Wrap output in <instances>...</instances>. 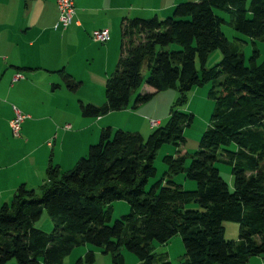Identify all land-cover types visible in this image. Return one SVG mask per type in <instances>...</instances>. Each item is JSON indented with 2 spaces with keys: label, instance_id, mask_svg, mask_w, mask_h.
<instances>
[{
  "label": "trees",
  "instance_id": "1",
  "mask_svg": "<svg viewBox=\"0 0 264 264\" xmlns=\"http://www.w3.org/2000/svg\"><path fill=\"white\" fill-rule=\"evenodd\" d=\"M216 10L229 12L230 25L254 45L264 40V0H182L164 17L121 20L120 55L106 80V99L80 101L81 112L98 116L129 106L142 83L150 89L138 92L132 106L166 87L178 88L177 104L146 137L103 127L73 168L48 166L40 191L21 183L0 205V264L11 258L19 264H61L73 245L86 242L110 252L114 264L124 263L122 247L137 255L138 264H173L166 251L153 249L176 234L185 247L177 264H246L264 254V58L254 46L246 62L239 44L223 32L226 20ZM216 48L221 59L206 67ZM64 81L73 90L79 84L68 73ZM205 82L213 83L208 95L214 107L198 148L189 153L181 147L194 114L178 105ZM164 143L177 149L163 156L166 169L149 183ZM218 162L230 167L232 189ZM183 171L194 189L174 180ZM116 199H126L130 212L111 223ZM191 201L198 205L186 207ZM43 209L53 218L51 231L35 225ZM225 220L239 222L237 239L225 238ZM86 256L92 260L93 251Z\"/></svg>",
  "mask_w": 264,
  "mask_h": 264
},
{
  "label": "crops",
  "instance_id": "2",
  "mask_svg": "<svg viewBox=\"0 0 264 264\" xmlns=\"http://www.w3.org/2000/svg\"><path fill=\"white\" fill-rule=\"evenodd\" d=\"M179 1L74 0V20L64 28L54 26L57 0H0V205L21 183L42 188L50 164L71 168L103 127L133 129L128 119L135 118L143 132L161 122L156 111L148 113L157 116L151 122L140 115L141 106L84 115L80 101H105L106 80L120 55L121 20L164 17ZM101 28L109 30L104 41L93 36ZM66 73L79 81L75 90L66 86ZM15 109L27 115L18 135L11 129ZM246 264H264V254Z\"/></svg>",
  "mask_w": 264,
  "mask_h": 264
},
{
  "label": "rangeland",
  "instance_id": "3",
  "mask_svg": "<svg viewBox=\"0 0 264 264\" xmlns=\"http://www.w3.org/2000/svg\"><path fill=\"white\" fill-rule=\"evenodd\" d=\"M187 1V0H185ZM194 1V0H190ZM221 16H223L226 20L221 25L223 32L225 33L226 37L239 44L240 50L245 56L246 62H248V57L252 54V50L254 46H257L260 50L259 58H264V40L256 39L255 45L250 41L249 37L237 32L234 30L232 25H230V13L227 11L216 10ZM161 16V15H160ZM166 16V15H165ZM152 17V16H151ZM222 57V52L219 48L214 49L209 53L207 56L205 66L210 67L219 62ZM197 68L200 70V63L197 60ZM212 82H205L199 85H194L187 93V99L183 104H179L178 108L186 111L192 112L194 114L193 122L185 127L184 134L186 137V142L182 145L181 149H186L189 153H193L198 148V144L202 135V132L206 128L210 115L212 113L214 107V101L212 98L209 97L208 91L212 86ZM149 86L146 83H142V85L137 88L136 91L132 93V97L129 104L130 110H136L139 106V110L137 111L140 115L146 116L148 121H152L153 118H157L156 115L148 114L151 113L150 111H156V114H162L161 124H164L170 109L173 105L177 104L179 90L177 87H166L157 93L152 94V96L142 102L138 103L136 106H132L135 101L136 94L138 92H144L149 90ZM105 91V88H104ZM88 102V101H87ZM95 103V102H94ZM90 116V115H89ZM123 116V120L127 122V117ZM129 125L134 127L133 129L123 128L124 130H131V131H140L143 136H147L151 129L144 130L143 132L139 130L135 123H139L138 119L131 118L128 119ZM128 127V126H127ZM116 129V128H115ZM99 135V134H98ZM99 139L92 142L95 143ZM91 144V143H90ZM177 149V146L172 143H164L156 152L154 158V165L156 167V174L149 179V183L154 179L159 178L164 170L166 169V164L163 162V156L166 154H174ZM87 152H85L86 154ZM84 154V155H85ZM82 157V155L80 156ZM79 157V158H80ZM187 160V164H188ZM76 164V163H75ZM71 166L73 168L75 166ZM55 165V164H54ZM218 167L220 168L221 175L225 178L228 182L229 187L233 188V181L230 173V167L222 162L217 163ZM69 168V169H71ZM69 169H61V170H69ZM174 180L177 183L183 184L184 188L186 189H194L195 182L186 178L185 172H180L174 175ZM149 184H147L148 187ZM36 190V189H35ZM40 191V189H37ZM198 204L196 202H189L186 204V207H196ZM130 212V204L126 199H116L112 202V212H111V220L110 222H114L117 218H120L123 214ZM35 225L45 231H51L54 225V221L52 216L46 209H43L39 218L35 221ZM225 238L227 239H237L239 233V222L235 220H225ZM91 250L93 251L94 257L92 260L87 259V252ZM155 252H162L166 251L168 254L169 259L173 264H177L178 262L184 260V243L181 235L176 234L170 238L167 244L165 245H158L153 249ZM121 253L124 257L123 264H138L139 259L137 255L132 252L131 250L127 249L126 247L121 248ZM253 257V256H252ZM5 264H19L15 258L9 259ZM42 264H59L57 262H49V263H42ZM61 264H114L112 260V255L110 252H105V250L99 246L93 245L91 243H81L76 244L71 247V249L62 257Z\"/></svg>",
  "mask_w": 264,
  "mask_h": 264
},
{
  "label": "built area",
  "instance_id": "4",
  "mask_svg": "<svg viewBox=\"0 0 264 264\" xmlns=\"http://www.w3.org/2000/svg\"><path fill=\"white\" fill-rule=\"evenodd\" d=\"M59 16L57 22L54 24L55 27H66L73 20L75 15V4L74 0H57ZM93 36L101 41L106 40L109 37V30L107 28L94 29ZM27 115L19 109H15V114L11 119V129L14 134L18 135L21 131L22 122ZM69 126V125H66ZM49 144L52 141L48 142Z\"/></svg>",
  "mask_w": 264,
  "mask_h": 264
}]
</instances>
